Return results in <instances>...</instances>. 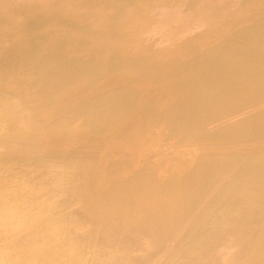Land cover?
Masks as SVG:
<instances>
[{
    "label": "bare ground",
    "instance_id": "obj_1",
    "mask_svg": "<svg viewBox=\"0 0 264 264\" xmlns=\"http://www.w3.org/2000/svg\"><path fill=\"white\" fill-rule=\"evenodd\" d=\"M0 264H264V0H0Z\"/></svg>",
    "mask_w": 264,
    "mask_h": 264
},
{
    "label": "rangeland",
    "instance_id": "obj_2",
    "mask_svg": "<svg viewBox=\"0 0 264 264\" xmlns=\"http://www.w3.org/2000/svg\"><path fill=\"white\" fill-rule=\"evenodd\" d=\"M179 6H181L182 8L184 7V5L182 6V5H179ZM178 6V7H179ZM182 8H180L179 7V11L178 12H181L180 14H182L183 13V15H184V13H186L187 15H185V17H183L182 19H183V21L181 20V18L180 17H182L180 14H178V13H176V15H179V16H177V18H176V16H175V18L172 16V18L173 19H177L178 20V24H179V26H182V28L184 27V26H186V27H188V28H190V26H187L186 24L188 23L189 24V22H191L192 20H191V18L193 17V15H194V10H196V6H191V7H187V6H185L183 9ZM181 9H182V11H181ZM177 12V11H176ZM190 14V16H189V14ZM192 13V14H191ZM196 13V12H195ZM198 14V13H197ZM197 14H195V18H197L198 19V17H197ZM186 16H187V19L189 20V22L187 21V19H185L186 18ZM192 16V17H191ZM190 17V18H189ZM172 18H168V20H166V22H164L163 21V25L164 24H166V29H165V31H167L168 30V32H169V34L170 35H174L175 34V29H176V27H175V23L173 24H170V21L172 22L173 21V19ZM202 18H203V15H202ZM172 19V20H171ZM179 19H180V21H179ZM184 19L187 21L186 23H185V21H184ZM196 20V19H195ZM195 20H193V23H190L189 25H191L192 26V24H193V26L195 25H197L198 27L200 26V23L199 22H194ZM183 22V23H182ZM202 23V22H201ZM170 24V26H168ZM181 24H183V25H181ZM165 26V25H164ZM172 26V27H171ZM195 26L193 27V28H195ZM196 26V27H197ZM167 27H168V29H167ZM197 27V28H198ZM170 28L172 29V30H170ZM173 29H174V31H173ZM170 30V31H169ZM173 31V32H172ZM171 32V33H170ZM166 33V32H165ZM164 38V37H163Z\"/></svg>",
    "mask_w": 264,
    "mask_h": 264
}]
</instances>
